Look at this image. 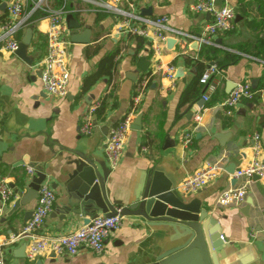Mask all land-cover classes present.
Segmentation results:
<instances>
[{"label":"crops","instance_id":"crops-1","mask_svg":"<svg viewBox=\"0 0 264 264\" xmlns=\"http://www.w3.org/2000/svg\"><path fill=\"white\" fill-rule=\"evenodd\" d=\"M11 1L2 0L1 4L6 2L8 6ZM38 1L26 0V8L29 10ZM53 2L46 0L50 8H61L53 7ZM193 2L139 0V5L141 13L151 9L146 17L166 16L173 29L197 36L211 18L193 14ZM71 4L74 8L91 9L88 4ZM223 4L235 8L234 26L204 44L174 36L162 45L144 40L140 47L134 39L125 40L115 33L116 22L110 15L90 11L73 14L81 28L68 29L70 80L64 98L48 95L41 80L51 27L49 17L43 16L30 25L34 30L28 49V55L34 59L32 66L0 44V182L12 191L0 217V253L7 264H156L162 254L187 240L185 232L135 217L122 218L121 226L106 241L101 254L82 247L74 257L44 254L30 260V239H16L30 221L31 217L28 221L25 218L34 211L38 199L17 208L20 198L16 192L37 172L47 175L44 184L56 193L54 207L39 234L66 236L86 225L84 215L74 220L66 215V203L80 188L79 178L73 173L75 167L67 165L79 156L69 150L87 159L106 160L110 128L130 113L133 120L123 155L107 182L110 200L129 204L146 177L158 173L164 183L176 185L186 201L200 200L202 209L218 221L216 240L221 245L214 252L217 264H264V179H253L242 205L217 204L224 189L245 184L244 179L233 181V175L244 158H253L255 135L260 136L264 161V0H225ZM6 15L7 7L0 10V22ZM87 29L92 31L90 44L71 43L73 33ZM25 30L18 33L19 41ZM168 40L173 42L168 44ZM153 43L159 44L160 53L155 52ZM113 54L115 72L101 77L84 92V80L97 71L105 57ZM227 55L235 61L226 64ZM142 61L147 63L144 72L139 67ZM210 63L217 65L220 74L213 79L215 93L205 103L202 97L206 88L195 83ZM170 67L175 69L172 78L167 73ZM144 76L151 77L150 84L134 107L136 87ZM239 82L250 83L256 97L243 101L232 116H227L221 103ZM186 95L188 99L182 102ZM104 101V118L99 120L95 116L94 133L83 136L80 128L84 115L94 103ZM199 112L203 113V120L196 126L194 118ZM186 132H193L189 148L182 143ZM215 164L224 170L214 181L195 193H184L182 184L187 177ZM249 199L254 202L250 209Z\"/></svg>","mask_w":264,"mask_h":264},{"label":"built area","instance_id":"built-area-1","mask_svg":"<svg viewBox=\"0 0 264 264\" xmlns=\"http://www.w3.org/2000/svg\"><path fill=\"white\" fill-rule=\"evenodd\" d=\"M78 3L88 4V8L66 9L62 6L59 9H52L46 4V0H40L29 10L26 8V0H12L7 6V15L0 22V44L2 48L15 53L19 46L18 33L30 26V19L35 11H43L51 20V27L48 34L47 55L42 62V85L44 91L56 98H64L68 93L70 73L67 65L69 30L66 24L68 14L82 13L90 11L93 13H103L115 19V33L125 40L141 38L143 40H154L162 45L169 37H179L189 39L197 43L204 44L212 37L227 33L232 30L236 18V10L229 4L218 7L215 0H194L191 5V12L197 16L210 15L211 20L197 36L173 29L169 26V18L160 16L149 18L141 13L139 0H74ZM153 43L155 52L160 53L159 44ZM156 70H159L157 68ZM155 70V72H156ZM174 67L168 69V77L174 75ZM220 74L217 65H211L202 74L200 84L205 86L203 95L205 103L209 102L212 94L215 93L216 86L214 77ZM150 76H144L136 87L133 97V106H137L150 84ZM256 97V92L250 83H236L233 90L221 103L227 116H232L236 107L243 101H251ZM101 102L94 103L84 115L80 133L83 136H91L95 129V112L100 107ZM203 113L195 116L196 126L201 125ZM133 120V113H130L110 128L105 144V158L110 170H115L121 161L125 141L127 139L130 126ZM253 158L248 161L244 158V163L234 173V179H244L245 184L240 187H229L224 189L217 198V204L222 207L232 205H242L247 196V188L255 177L264 179V161L261 160L260 136L255 135L252 139ZM193 142V132H186L183 136V146L189 148ZM220 165H208L204 169L196 171L187 177L182 189L184 193L192 194L214 181L223 171ZM32 170H30L31 172ZM45 183V182H44ZM42 184L33 215L26 224L21 234L16 239H30L27 246V258L33 260L44 254L76 256L82 247L89 248L95 254H101L106 247V241L121 226L120 216L103 217L99 216L90 221L87 225L66 236L44 237L39 233L51 213L55 201L56 193L49 184ZM12 191L5 182H0V217L4 215L5 208L10 202ZM223 240V237L221 236ZM15 241V239H13ZM0 264H7L3 254L0 253Z\"/></svg>","mask_w":264,"mask_h":264},{"label":"water","instance_id":"water-1","mask_svg":"<svg viewBox=\"0 0 264 264\" xmlns=\"http://www.w3.org/2000/svg\"><path fill=\"white\" fill-rule=\"evenodd\" d=\"M224 2L225 0H215L218 7L222 6ZM6 7L7 3L3 2L0 5V10L5 11ZM150 11V8L144 9L142 15L148 16ZM207 17L210 18V15ZM66 23L71 31L81 28L73 14L67 15ZM33 33L32 26L26 28L15 52L30 66L34 63V59L28 55ZM91 36L92 31L87 29L83 32L73 33L70 40L74 44H90ZM172 42V40H168V44ZM144 64L147 63L145 61L139 63L142 72L146 70ZM214 64L210 63L209 66ZM40 72L42 74V70ZM216 137L220 139L218 135ZM69 152L79 156V159L70 161L67 165L75 167L73 173L79 178L80 185L78 192L66 203V215L70 217V220L84 215L87 225L92 219L99 216L118 215L121 218L135 217L148 223L166 225L174 230L185 232L188 237L181 245L162 254L156 264H217L214 252L216 253L221 245L216 240L218 221L211 216L208 210L202 209L200 200L186 201V196L179 193L176 185L164 183L158 173H150L144 180L138 195L129 204L124 205L122 201L117 200L111 201L110 189L107 187L111 170L107 166V161L87 159L74 151L69 150ZM46 178L45 173L37 172L30 178V182L23 186L22 190L16 192L20 198L17 208L29 206L39 196L40 188ZM254 179L260 180L257 177ZM233 181H237V179ZM247 204L250 209L254 202L249 199ZM32 215L33 212H29L25 221H28ZM51 256L56 255L52 253Z\"/></svg>","mask_w":264,"mask_h":264},{"label":"trees","instance_id":"trees-1","mask_svg":"<svg viewBox=\"0 0 264 264\" xmlns=\"http://www.w3.org/2000/svg\"><path fill=\"white\" fill-rule=\"evenodd\" d=\"M74 0H54L53 2V7L55 8H59L64 6L66 9H73L74 6L71 4ZM2 0H0V4H1ZM79 13H74V15H78ZM46 16V13H44L43 11H35L30 19V23H33L35 20ZM5 17V16H4ZM139 45L140 47H142L144 45V40L141 38H133ZM117 54V53H116ZM116 54H113L111 56H107L105 57L100 65L98 66V69L95 73H93L92 75L88 76L85 80H84V84H83V91H88L101 77L103 76H111L114 72H115V56ZM235 58L232 56L227 55L226 56V64H229L230 62H234ZM200 67H203V65H199ZM199 80L195 83L196 85H198ZM188 99L187 95L184 96V99L182 102H185ZM105 111H106V103L101 102L100 107L96 110L95 112V116L97 119L102 120L104 118L105 115Z\"/></svg>","mask_w":264,"mask_h":264}]
</instances>
